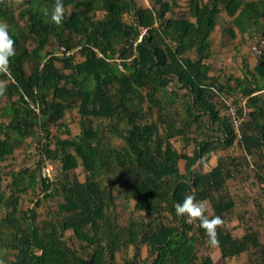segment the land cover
I'll return each mask as SVG.
<instances>
[{"label": "trees", "instance_id": "trees-1", "mask_svg": "<svg viewBox=\"0 0 264 264\" xmlns=\"http://www.w3.org/2000/svg\"><path fill=\"white\" fill-rule=\"evenodd\" d=\"M142 1L63 0L57 26L55 0H0L15 41L0 73V264H117L129 246L121 264H215L199 221L175 212L192 193L209 219H223L222 264L242 255L264 264V0ZM218 23L239 74L214 68ZM243 44L261 48L254 61ZM61 45L72 53L59 54ZM73 109L72 133L64 116ZM28 137L35 168L4 172ZM44 160L52 179L41 176ZM239 175L259 195L237 201L229 181ZM22 193L33 194L31 205ZM119 198L134 200L124 223ZM45 199L56 206L43 219ZM248 200L251 208L239 204Z\"/></svg>", "mask_w": 264, "mask_h": 264}, {"label": "rangeland", "instance_id": "rangeland-1", "mask_svg": "<svg viewBox=\"0 0 264 264\" xmlns=\"http://www.w3.org/2000/svg\"><path fill=\"white\" fill-rule=\"evenodd\" d=\"M142 3H144L146 5L147 1L143 0ZM179 3L181 5H183L184 0H180ZM102 13H103L102 11H97L95 14H96L97 17H99V16L102 15ZM219 36H220V24L218 23L215 26L214 31L211 33V38H212V41H213V49L220 50L219 53L217 54V57H216L217 59L215 61H212V62H214L213 63L214 68H217L218 66L225 67L229 71L239 74L238 68H239L240 61H241L240 57H238V55H237L236 58H233V59L230 58L229 55H231L230 53L233 52V50L232 49H226L225 51L222 50L220 48V46H219V43H218ZM243 48L245 49L244 52H246V54H249L251 60L254 61L255 56L251 52L250 47H247V44H243V45H241V49H243ZM247 50H248V52H247ZM74 55H75V57L77 59H81L82 58V57L79 56L78 51H75ZM243 101H244V99H240L239 104L243 105ZM226 102L229 103V106H230L229 107L230 108L229 109L230 115L232 117H234L236 115L235 112H234L235 115L233 114V110L235 109V107H234V105L231 104V99H229V98L226 99ZM64 118L67 121L68 127L70 128L71 132L72 133L73 132H77L78 129L76 128V126L74 124H72V121L73 120L76 121V119H77V115H76L75 110L73 109L71 111V114L65 113ZM233 119L234 118H232V120ZM52 131L55 132V128L54 127H52ZM63 136L67 137L66 135H63ZM70 136H68V137H70ZM109 142L111 144H113V145H122L123 144V141L120 140V139H117V138H111L109 140ZM174 144H175V146H179L180 142L175 140ZM14 152L16 154V161H15L16 163L12 162L10 160L2 162L1 166H3L4 172L10 171L11 169H18L21 166H25V165L26 166H30L32 168H35L34 164L36 163V159L38 158V151L36 150L35 141L33 139H31L29 137L26 138L23 142H21V143H19L17 145V147H16ZM231 153H234V152H231ZM213 160L214 159L212 158V160L210 161L211 162L210 164L214 163ZM179 163H180V168H181V171H182L183 169H182L181 161ZM52 166L54 168L53 164H52ZM207 168L208 167H205V169H207ZM52 177H53V175H52ZM9 179H10V177L8 175H6L4 182L5 183L8 182ZM245 186H247V189H246ZM229 187H230L231 192L234 193V198L237 201L240 198L239 196H243L244 194L247 193V190L251 193L250 194L251 196L252 195H254V196L259 195L258 194L259 191H258V188L256 187V185L252 184L251 186L248 187L247 178L246 179H242L240 177V175L237 176V179L229 181ZM231 187H232V189H231ZM22 196L24 198L23 201H22L23 207H27V206L32 204L31 198L33 197V194H31V193H22ZM32 199H34V197ZM133 201H134L133 199L125 201L123 198H119L118 205L122 209L118 213L119 214L118 215L119 222L124 223L126 221V218L128 217V211H129V209H131ZM239 204L241 206L244 204V205H247V207H250V208L252 207V205L250 204L249 200H248V203L246 201L245 203H239ZM55 206H56V203H55L54 200H51V199L43 200L41 202V204L37 207V212L39 214V218H43L44 219V218L48 217L47 216L48 210L49 209L53 210L55 208ZM3 213H4V210L0 209V217L3 215ZM233 219L235 221L234 217L232 218V220ZM232 220H231L230 224H234V221L232 222ZM242 230H243V227H242ZM242 230L239 229V231H242ZM132 253H133V247L132 246H129L127 249H125V252L117 253V255H116V263L117 264H121L122 261H123L124 256H130V255H132ZM210 254H211L215 264L224 263V261L221 258L216 246H212V249L210 250ZM140 255L142 257H144L146 255V247L144 245L141 246ZM245 262H246L245 255H242L239 258H230V259L226 260V264H244ZM248 264H251V263H248Z\"/></svg>", "mask_w": 264, "mask_h": 264}, {"label": "clouds", "instance_id": "clouds-1", "mask_svg": "<svg viewBox=\"0 0 264 264\" xmlns=\"http://www.w3.org/2000/svg\"><path fill=\"white\" fill-rule=\"evenodd\" d=\"M45 15H48V13L46 12ZM63 19V0H55V5L51 11V22L59 26L62 24ZM14 45L15 41L9 35L8 25L4 22H0V73L7 74L10 63L9 58L15 55ZM77 50L78 48H76L74 51ZM5 90V83L0 81V96L4 94ZM174 208L178 216L187 218L186 222L195 223L196 221H199V226L205 230V234L208 236L207 242L211 246H216L219 244L216 229L223 225V219L220 216H214L209 219V217L205 215L207 209L204 202L197 201L194 193L186 195L183 202L175 204Z\"/></svg>", "mask_w": 264, "mask_h": 264}, {"label": "built area", "instance_id": "built-area-1", "mask_svg": "<svg viewBox=\"0 0 264 264\" xmlns=\"http://www.w3.org/2000/svg\"><path fill=\"white\" fill-rule=\"evenodd\" d=\"M252 50H253V53L255 55H259L261 53V48L254 45L252 46ZM59 54H65V55H70L72 53V51L70 50H67L63 45L59 46V50H58ZM243 104H244V101H243ZM233 110V109H232ZM235 112V109L233 110V114ZM235 115V114H234ZM233 123L235 124V126H237L240 122H241V117H239L238 115H235L233 117ZM40 173H41V176L42 177H47V178H50L52 179V175H53V166L52 164L47 161V160H44L43 164L41 165V168H40Z\"/></svg>", "mask_w": 264, "mask_h": 264}, {"label": "crops", "instance_id": "crops-1", "mask_svg": "<svg viewBox=\"0 0 264 264\" xmlns=\"http://www.w3.org/2000/svg\"><path fill=\"white\" fill-rule=\"evenodd\" d=\"M219 38H220V36H219ZM235 223V222H234ZM239 233V232H238Z\"/></svg>", "mask_w": 264, "mask_h": 264}]
</instances>
